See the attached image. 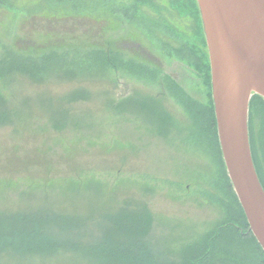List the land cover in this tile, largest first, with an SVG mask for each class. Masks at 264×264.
<instances>
[{
	"label": "rangeland",
	"instance_id": "obj_1",
	"mask_svg": "<svg viewBox=\"0 0 264 264\" xmlns=\"http://www.w3.org/2000/svg\"><path fill=\"white\" fill-rule=\"evenodd\" d=\"M63 27L76 39L104 31L108 45L61 48ZM208 63L198 0H0V213L80 210L90 223L71 235L85 242L101 233L99 207L137 211L153 218L151 246L181 264L236 209L212 137L195 131L214 104ZM251 112L264 163V109ZM216 247L222 264H262L229 230ZM58 257L74 261L5 253L0 264Z\"/></svg>",
	"mask_w": 264,
	"mask_h": 264
},
{
	"label": "trees",
	"instance_id": "obj_2",
	"mask_svg": "<svg viewBox=\"0 0 264 264\" xmlns=\"http://www.w3.org/2000/svg\"><path fill=\"white\" fill-rule=\"evenodd\" d=\"M64 33L66 32H64L63 27L58 38L61 39L59 40L60 43L65 42L67 45H64L65 43L59 45L61 48L86 46L103 49L108 45L102 42L106 34L104 31L98 35H87V38L78 36L77 39L71 37L73 32L70 33V36H65ZM113 46L118 49L126 46L131 49H142L141 44L135 40H117ZM33 51L36 50L33 49ZM205 71L207 81L211 84V66L209 63L206 65ZM255 103H258L264 109V97L262 95L255 94L253 96L251 106ZM199 116L200 118L194 116L195 131L199 134L206 132L212 137L213 146L219 155L223 173L236 200V209L230 214L228 220L220 225L218 233L213 232L206 236L203 242L188 245L184 261L181 264H222L218 252H223L222 250L217 252L216 242L225 236L228 230L231 234L234 233L243 240L249 238L260 253L262 264H264V249L250 229L247 215L234 189L223 159L213 102L205 109L200 110ZM251 121L252 112L250 114ZM251 124L250 140L253 158L264 186V163L257 151ZM60 207L62 205H59L56 209L39 206L27 210L26 213L24 211L11 212L7 216L0 213V255L7 253L18 258L69 256L74 259L70 264H176L175 261L166 258L165 253L157 251L151 246L147 237L153 221L151 215L145 217L137 211L124 210L119 213L117 210H105L106 206L99 207L105 212L102 221L98 224L101 233L90 236L88 240L86 239L83 242L74 239L71 232L75 226L81 229L89 224L91 218L80 210L71 212L69 209H61ZM224 224L228 227L225 228ZM52 226L57 228L59 234L50 233V227ZM80 235L83 236L82 233ZM62 258L64 260L60 259L64 261L63 264H68L65 258Z\"/></svg>",
	"mask_w": 264,
	"mask_h": 264
},
{
	"label": "water",
	"instance_id": "obj_3",
	"mask_svg": "<svg viewBox=\"0 0 264 264\" xmlns=\"http://www.w3.org/2000/svg\"><path fill=\"white\" fill-rule=\"evenodd\" d=\"M212 69L218 133L234 189L264 249V186L253 158L249 117L264 97V0H198Z\"/></svg>",
	"mask_w": 264,
	"mask_h": 264
}]
</instances>
